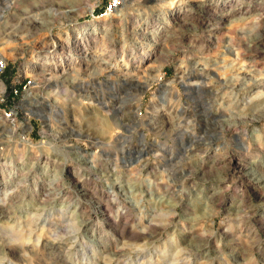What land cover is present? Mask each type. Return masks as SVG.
I'll return each instance as SVG.
<instances>
[{"label": "rangeland", "instance_id": "374dc122", "mask_svg": "<svg viewBox=\"0 0 264 264\" xmlns=\"http://www.w3.org/2000/svg\"><path fill=\"white\" fill-rule=\"evenodd\" d=\"M0 60V264H264V0H0Z\"/></svg>", "mask_w": 264, "mask_h": 264}, {"label": "bare ground", "instance_id": "6f19581e", "mask_svg": "<svg viewBox=\"0 0 264 264\" xmlns=\"http://www.w3.org/2000/svg\"><path fill=\"white\" fill-rule=\"evenodd\" d=\"M93 6V5H92ZM30 23V22H29ZM227 50H228V53H231V47H227ZM92 58V57H91ZM90 62V61H89ZM85 68H89L90 67V65H89V63L88 62H86V64H85V66H84ZM189 73H191V72H189ZM187 74V73H186ZM181 75V74H180ZM185 77V76H184ZM196 77H197V79H193V80H189V81H185L184 83H183V86H184V88H186V89H189V90H191V91H193V92H196V91H204V90H206V85H205V81H204V73H197L196 74ZM240 77L237 75V74H234L233 76H229L224 82H220L219 84H218V87H224V88H227V87H234L235 85H237L238 83H239V81H240ZM182 80V79H181ZM166 85V84H165ZM164 85V86H165ZM165 91L166 90H162V92H161V94H163L162 96H165ZM160 94V95H161ZM43 98V97H42ZM221 106V105H220ZM118 108H120V105L118 106ZM142 146V145H141ZM141 150V148L139 149V151ZM262 175H264V174H262ZM261 175V177H264V176H262ZM70 182H71V184L74 182L72 179L70 180ZM61 191H65L63 188L61 189ZM100 212H103L104 213V211L103 210H99ZM104 216V218L106 219H108V215L107 214H104L103 215ZM32 226H33V224H32ZM151 233H143V231L141 232V233H137V235H136V237L135 238H137L138 236H146V235H150ZM59 242V240H57V241H55V245L57 244ZM50 246H53V244L52 245H50ZM52 248V247H51Z\"/></svg>", "mask_w": 264, "mask_h": 264}, {"label": "built area", "instance_id": "2783aa9c", "mask_svg": "<svg viewBox=\"0 0 264 264\" xmlns=\"http://www.w3.org/2000/svg\"><path fill=\"white\" fill-rule=\"evenodd\" d=\"M4 68V63L2 62V60H0V71L1 69ZM19 76H22V80L17 83L16 85H11L10 89H9V93L8 96L10 95V97L14 98L16 96H18L19 94H21L22 92H26L28 90V88H30L34 82V77L30 74H23L19 71L18 72ZM6 117L9 118L11 117V119H14V115L13 112L10 110L9 112H6Z\"/></svg>", "mask_w": 264, "mask_h": 264}]
</instances>
